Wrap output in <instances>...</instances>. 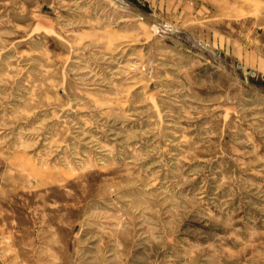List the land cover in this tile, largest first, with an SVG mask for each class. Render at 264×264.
<instances>
[{"label":"rangeland","instance_id":"1","mask_svg":"<svg viewBox=\"0 0 264 264\" xmlns=\"http://www.w3.org/2000/svg\"><path fill=\"white\" fill-rule=\"evenodd\" d=\"M0 264H264V0H0Z\"/></svg>","mask_w":264,"mask_h":264},{"label":"bare ground","instance_id":"2","mask_svg":"<svg viewBox=\"0 0 264 264\" xmlns=\"http://www.w3.org/2000/svg\"><path fill=\"white\" fill-rule=\"evenodd\" d=\"M135 80V79H134Z\"/></svg>","mask_w":264,"mask_h":264}]
</instances>
